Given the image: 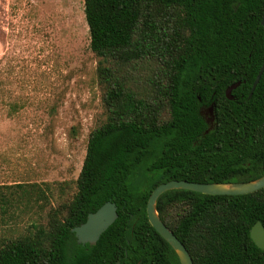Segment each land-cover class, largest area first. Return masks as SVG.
Here are the masks:
<instances>
[{"label":"trees","instance_id":"16d2710c","mask_svg":"<svg viewBox=\"0 0 264 264\" xmlns=\"http://www.w3.org/2000/svg\"><path fill=\"white\" fill-rule=\"evenodd\" d=\"M84 10L103 113L72 196L46 224L5 237L0 264H182L150 223L155 187L264 175V72L250 96L264 63V0H85ZM213 104L211 125L203 110ZM141 170L152 175L139 188L131 180ZM36 193L47 195L36 182L0 184V209ZM108 200L118 204L116 221L95 244L79 243L72 228ZM158 209L194 264H264L251 237L264 224V188L173 189Z\"/></svg>","mask_w":264,"mask_h":264},{"label":"rangeland","instance_id":"374dc122","mask_svg":"<svg viewBox=\"0 0 264 264\" xmlns=\"http://www.w3.org/2000/svg\"><path fill=\"white\" fill-rule=\"evenodd\" d=\"M84 4L0 0V184L36 182L47 192L0 209V242L46 224L72 196L102 116ZM146 172L131 184L145 186Z\"/></svg>","mask_w":264,"mask_h":264},{"label":"water","instance_id":"95a60500","mask_svg":"<svg viewBox=\"0 0 264 264\" xmlns=\"http://www.w3.org/2000/svg\"><path fill=\"white\" fill-rule=\"evenodd\" d=\"M264 24V19H263ZM264 72V63L253 83L250 96L253 94L257 84L260 82ZM241 84V81L231 84L226 89V95L229 99H234L233 90ZM212 121H215V104L210 106ZM264 188V175L249 181H226V182H198L186 179H173L160 183L152 191L148 204L147 213L150 223L159 232V234L171 244L176 251L182 264H194L186 245L175 234V232L163 221L159 209L158 200L160 196L173 189H187L206 194H246ZM118 204L113 200L106 201L96 211L90 212L85 222L72 228L75 232L79 243L95 244L102 233L112 225L118 218ZM251 237L255 243L264 248V224L257 220L251 228ZM117 264H120L118 262Z\"/></svg>","mask_w":264,"mask_h":264},{"label":"flooded vegetation","instance_id":"af4514ba","mask_svg":"<svg viewBox=\"0 0 264 264\" xmlns=\"http://www.w3.org/2000/svg\"><path fill=\"white\" fill-rule=\"evenodd\" d=\"M209 108H210V107H208L207 109L203 110V112H204L206 115L209 116V117H208V121H209V123H210L211 125H213L214 122L212 121V114H211Z\"/></svg>","mask_w":264,"mask_h":264}]
</instances>
